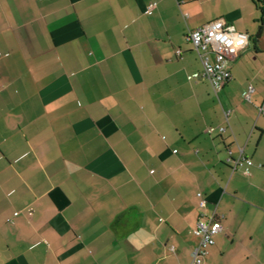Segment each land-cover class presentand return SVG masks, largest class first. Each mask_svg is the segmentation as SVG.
Returning <instances> with one entry per match:
<instances>
[{"label": "crops", "instance_id": "0c3cea01", "mask_svg": "<svg viewBox=\"0 0 264 264\" xmlns=\"http://www.w3.org/2000/svg\"><path fill=\"white\" fill-rule=\"evenodd\" d=\"M253 7L0 0V264H187L197 191L223 226L202 264H264V74L248 42L214 93L186 39Z\"/></svg>", "mask_w": 264, "mask_h": 264}, {"label": "built area", "instance_id": "2783aa9c", "mask_svg": "<svg viewBox=\"0 0 264 264\" xmlns=\"http://www.w3.org/2000/svg\"><path fill=\"white\" fill-rule=\"evenodd\" d=\"M154 7L155 4L149 6L150 9ZM186 39L192 45L201 63V70L193 77L207 80L213 92L217 93L232 77L230 61L246 47L250 35L229 28L225 20L217 18L189 30ZM252 90V86L249 85L245 93L247 100ZM224 115L227 118L229 111H225ZM224 129V126H218L220 132ZM229 161L231 170L241 169L244 173H248L252 165L249 158L243 155L242 149L235 158H229ZM195 195L199 216L191 227V233L197 237V242L191 250V257L187 264H202L208 255V248L214 243V236L223 228L221 216L216 213V210L207 212V199L203 193L197 191Z\"/></svg>", "mask_w": 264, "mask_h": 264}, {"label": "rangeland", "instance_id": "374dc122", "mask_svg": "<svg viewBox=\"0 0 264 264\" xmlns=\"http://www.w3.org/2000/svg\"><path fill=\"white\" fill-rule=\"evenodd\" d=\"M258 18L259 11L253 7L250 13L246 12L241 20L236 21V26L250 35L249 50L251 52L246 55L247 66L254 71V74L261 76L264 74V24L259 35H257L260 25ZM256 51H260V53L254 54Z\"/></svg>", "mask_w": 264, "mask_h": 264}, {"label": "trees", "instance_id": "16d2710c", "mask_svg": "<svg viewBox=\"0 0 264 264\" xmlns=\"http://www.w3.org/2000/svg\"><path fill=\"white\" fill-rule=\"evenodd\" d=\"M253 6L255 7L256 10L259 11V27H258V32L257 35H259L262 25L264 24V0H250Z\"/></svg>", "mask_w": 264, "mask_h": 264}, {"label": "water", "instance_id": "95a60500", "mask_svg": "<svg viewBox=\"0 0 264 264\" xmlns=\"http://www.w3.org/2000/svg\"><path fill=\"white\" fill-rule=\"evenodd\" d=\"M232 29H234V28L232 27Z\"/></svg>", "mask_w": 264, "mask_h": 264}]
</instances>
